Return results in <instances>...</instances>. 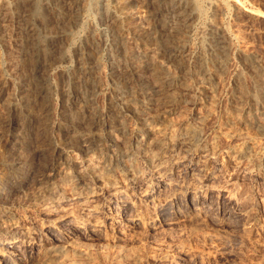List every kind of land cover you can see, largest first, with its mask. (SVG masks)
I'll return each instance as SVG.
<instances>
[{
	"label": "rangeland",
	"instance_id": "rangeland-1",
	"mask_svg": "<svg viewBox=\"0 0 264 264\" xmlns=\"http://www.w3.org/2000/svg\"><path fill=\"white\" fill-rule=\"evenodd\" d=\"M193 1V3L198 4L196 9L199 11L196 10L197 12L193 13L194 17H192L193 19L191 18L190 24L183 29V34L182 32L179 34V38L182 39L187 51L181 56V61L184 64L181 63L178 67L177 63L168 62L167 58L154 44L145 42L138 46L135 39L127 30L128 26L132 24L131 22L134 23L136 21L135 23H137V21H141L140 23L143 22L142 24L145 23L144 25L153 22V20L148 19L150 18L148 13L157 4L154 1L153 3L155 5L153 6L150 0H75L77 4L76 9L74 8L72 11L61 13V15L64 14L61 17L58 16L57 9L55 10V5H52L50 0H40L39 3L41 5L38 10H35L36 13H33L34 15L30 12L32 6L30 7V4L24 0H0V23L3 22L1 21L2 18L8 19L6 17L9 15L14 20H22L21 22L24 26L31 25L33 27V34L30 36L32 42L34 40L32 44V48L34 47L33 50L40 54L43 45H47L45 47V49L48 47L46 50H50L54 46L56 52H60L58 58L56 57V60H52L50 63H41V60L36 57V64H39L40 67L38 72L40 77H42L40 79H42L44 87H47L46 90L48 89L46 99L49 104V114L46 116L47 119L45 118L44 120L46 124H44L45 128L43 129L44 126L42 127V123L38 118L34 115L28 116L27 114L29 113V109H27L26 105L33 104L31 101H25L24 98L13 100L12 94L15 86L24 87L23 89H25V86H20L16 82L15 76L19 78L22 75L25 76L24 73L27 72V67L26 70L23 68L25 64L23 61L24 57L21 58L22 56L17 51L18 48H14L11 39L2 37V35L4 36L8 32L10 33L13 25L10 24L7 26L5 22L6 26L4 25L3 27L2 23L0 24V82H6L7 87L3 94L0 92V116L3 118L11 115L13 119L10 125L11 133H9L8 137L3 134L6 131L4 130L6 127L0 128V175L5 174L7 176V174L10 175L14 172L17 175H26V166L29 165L26 162H29L31 157L35 158V164L29 168L26 177L24 179L23 177L21 178V185H18L19 188L16 189H19L18 193L12 197L8 196V179L0 176V195H2L0 196V213L2 212L4 203L8 204L11 201L10 204L14 202L12 205H15L21 204V201L25 200L26 193L31 189L30 187H32L38 178L43 176L46 171L45 165L51 162L56 149L62 150V154L64 155V160L58 161L59 170H65L69 173L74 171L75 167L73 162L82 163L86 159L100 162L103 166L109 165L110 163L115 166L117 161H121L119 166H124L130 163L133 158L137 157L140 149L137 147L142 146L146 140H150L152 133L154 135L163 133L161 135L166 138V141L168 139L174 141L179 135L178 132L184 130L185 127H193L197 128L200 132L196 142L192 144V148L195 150L199 148V145L200 147L208 146L210 143L215 142L219 149L222 146L224 147L225 144L231 143V141L238 143L239 139V142L246 141L248 143L247 145H249L248 147H250L251 153L254 151L256 154H259L260 160L264 159V20L254 17L252 14L238 12L236 9L238 3L253 10L257 8V10L264 13V0H226L227 2L223 1L219 5L211 4L209 2L210 0ZM121 2H125L124 9L119 8V3ZM244 2H246V5ZM120 9L121 11L125 9L131 11V16L124 18L123 12ZM4 10L7 11L5 12ZM1 13L3 14L2 16ZM40 18H42L41 21ZM214 25L220 28L231 29V32H234L229 35V44L227 43L228 50L225 57L220 58V61L217 60L220 63L213 60V58V61L211 60V51L213 52L212 49H214V46L209 36ZM244 42L247 43V47ZM239 46L246 47L247 52L249 51V53H253L255 57H258L251 59L242 56L239 53ZM116 48L120 50L117 51ZM137 50L149 51L151 54L149 58L154 60L153 62H156L153 63L151 69H148V72L145 70L146 74L150 71L151 73L157 72V67H159L158 69L163 70L166 75L171 77L173 82L171 83L172 87L169 92L172 93V89L175 87V90L173 89L176 92L175 103H169L165 107L163 105L152 110H149L145 104L132 105L130 109L131 104L129 105L125 101L132 96L130 92L132 89L133 91L135 89L133 87L134 83L132 84L130 82L127 84L129 87L128 91L120 92V90H117L118 88H114L116 83L120 86L125 85L118 83V77L125 76L128 70V61ZM82 51L84 52L82 53ZM80 53L81 57L79 58ZM80 61L85 62L86 65L93 66L91 68L93 76L88 77L90 79H83V82L76 76L77 71L81 67ZM17 71L23 73L18 74ZM11 72H13L14 76H12L13 74ZM147 75L148 78H151L150 73ZM151 75L153 76L154 74ZM72 82H75L77 86L86 88L88 85L91 87L93 85L95 88L93 94L89 96H93L92 107L98 117L93 130L94 137L91 135L88 141L84 140L85 130H83L82 125L80 126L81 121L79 119H72L69 122L65 121V118L60 113L61 110H59L61 102L64 101L62 91L66 90V87L68 88ZM23 89L20 88V90ZM142 91L147 90H137V92ZM9 96H12V98H9ZM81 96L83 98L85 94L81 93L77 96L79 98H75V100L82 99ZM123 96L130 97L125 99ZM173 96L175 95L173 94ZM7 98L11 101L13 100V104L10 106L7 103ZM114 100L117 101V104L119 102V106L118 108L111 109ZM135 108L136 112L133 111ZM151 114L154 115L152 116ZM35 123L39 125L36 126ZM52 124H55V126ZM232 132L238 134L236 140L235 137L231 138V136L226 135ZM170 134L171 137H169ZM172 135H175L173 140ZM4 136L7 139H4ZM43 141L47 145H44ZM83 141L89 142V144ZM39 142L40 144H38ZM148 144L144 146L147 150L149 148H157V145H152L149 142ZM122 158L124 161H122ZM253 161L254 159L245 160L244 164H251L253 167ZM242 183L244 185L238 183L235 186V195L240 198V201L248 203L250 200L243 192L246 182L244 183L242 181ZM25 188L26 190H24ZM262 194L264 196V190ZM254 207L257 208L259 206L254 204ZM26 211H28L27 213L25 212L26 214L23 213L25 217L22 215L23 217L21 218L28 219L30 217L31 209L29 208ZM261 215L257 216V225L259 224L257 229L249 227L243 231L237 229L231 230L233 232L230 231L229 236L225 237V241L223 240L225 252L221 254L214 252L215 254H213L212 251L211 256L204 252L196 260L191 258L193 261L189 257H182L176 262L174 257L179 254L177 251L181 246L176 247V249L172 247H170L171 250L166 249L162 243L164 242V236L162 234L160 236L159 234L158 236H152V234L146 236L141 231H136L135 234L133 233L131 236L128 234L125 238L118 240L116 242L117 245L115 242L111 241L112 243H107L102 239H92L86 242L80 236L81 249L85 247L88 253V248L91 250L88 256L85 252L83 254L77 253L76 255L74 254L75 252L73 253V251L69 250L67 254L59 257L57 261L55 260L56 263L54 261L52 263L51 261L48 262L50 264H264V251L258 245L259 242H263L264 240V227L262 226L264 215ZM230 235L233 236L231 237ZM197 237V235L196 237L195 235L193 237L191 235L185 239L189 242L188 244H193L192 246H194V244H201L199 243L201 238ZM228 238L230 239L228 240ZM84 242L85 244L87 243V247Z\"/></svg>",
	"mask_w": 264,
	"mask_h": 264
},
{
	"label": "bare ground",
	"instance_id": "bare-ground-1",
	"mask_svg": "<svg viewBox=\"0 0 264 264\" xmlns=\"http://www.w3.org/2000/svg\"><path fill=\"white\" fill-rule=\"evenodd\" d=\"M24 1L29 3L30 7L32 6L30 11L32 12L31 14L36 13L35 10H38L41 5V3H39L40 0ZM50 1L52 5H55L54 7L55 10L57 9L58 16L61 17L64 15H61V13L72 11L77 6L75 0ZM153 1L157 4L155 5ZM223 1L226 0H210L209 2H211V4L213 3V5H219ZM150 2L153 3V6L155 5L154 8H152L153 6L151 7L152 10L148 13L150 17L148 19L153 20V22L150 24L147 23L146 25H144L145 23L142 24L143 22L140 23L141 21H137V23H135L136 21L134 23L131 22L132 24L128 23L131 25L128 26L127 30L135 39L138 46L145 42L154 44L167 58L168 62L177 63L179 67L183 62L181 61V56L187 51L182 39L179 38V34L180 32L183 34V29L190 24L193 19L192 17H194L193 13L198 10L196 9L198 4L193 3V0H150ZM124 3H119V8L124 9ZM245 3L246 2H244V4ZM237 5L236 9L238 12L252 14L254 17L264 20V13L257 10V8L253 10L242 4L237 3ZM4 11L6 12L7 10ZM121 12H123L124 18H129L132 14L130 13L131 11H127L126 9ZM2 15L1 13V16ZM9 16L6 17L8 19L2 18L1 21L3 22L1 23L3 27L4 25L6 26V23L7 26L12 24L13 27L10 26L12 27L10 33L8 32L9 34L6 33L4 36L2 35V37L11 39L13 43L11 44L14 48H18L17 51L22 56L21 58L24 57V60L22 59L25 62L23 68L26 70L27 67V72L24 73L25 76L22 75L20 78L15 76L16 82H18L20 86H25V89H23L24 87L15 86V90L12 94L13 100L24 98L25 101H31L33 104H25L27 109H29V113H26L28 116L34 115L38 118L43 127L44 124H46L44 120L47 114H49V104L46 99L48 89L46 90L47 87H44L42 79H40L42 77H40L38 72L40 67L39 64H36V57L41 60V63H50L52 60H56V57L58 58L60 52H56L54 46H52L50 50L48 49V51L46 50L48 47L45 49L47 45H43L42 52L39 51L40 54H38L33 50L34 47L32 48V44L34 40L32 42V38H30L33 34V27L31 25L24 26L21 22L22 20H14ZM65 16L67 17L66 14ZM41 20L42 18H40V21ZM211 30L212 32L209 30L211 32L209 38L214 46V49H212L213 52L211 51V60L213 58V60L217 61L225 57L228 50L227 43L229 35L234 32H231V29L220 28L215 25ZM242 46H239V53H241L242 56L251 59L258 57H255L253 53L251 54L249 51L247 52V43H245V48ZM119 50L120 49H117V51ZM83 52L84 51H82V53ZM148 52L137 50L128 61V70L125 76L118 77V83L125 85L130 82H132V84L134 83V91L133 89L132 91L130 90L132 96H129L130 98L128 96H126L127 98L124 97L126 94L123 96L125 99L129 98L125 102H128L129 105L131 104L130 109L132 105L137 106L139 104H145L149 110H152L153 108L156 109V107L159 108L163 105L165 107V105L167 106L169 103H173L176 100V92L173 91L175 87L172 89V93L169 92L173 81L163 70L157 67V72L151 73L150 71L151 78L147 77L149 73L146 74L145 70L148 72V69L153 67V63H156L149 58L151 54ZM79 55L80 58L81 53ZM81 61V67L77 71L76 76L83 82V79L93 76L91 72L93 66L86 65L85 62ZM219 61L217 62L220 63ZM17 73L21 74L23 72L20 73V71H17ZM11 74H13V72H11ZM151 74L154 75L152 76ZM12 76H14V74ZM114 82L116 83V81ZM94 83H96V81H94ZM116 84L114 88H118L117 90H120V92L128 91L129 89L128 85L120 86L117 84L116 86ZM5 88L7 89L6 82H0V92H2V94L5 92ZM20 88L23 90H20ZM139 89H145L147 91L137 92ZM94 90L95 88L93 85L92 87L88 85L85 88L83 86H77L75 82H72L68 88L66 87V90L62 91L63 93L61 92L64 101L60 104V113L63 115V118H65V121L69 122V120L72 119H79L81 121L80 126L82 125L83 130H85L84 140L86 141L91 138V135L93 136V130L98 117L94 113L92 107L93 96H89L93 94ZM81 93L85 94V96L83 98L81 96L82 99L75 100V98H79L77 96ZM173 94L175 96H173ZM12 96H9V98H12ZM9 98H7V103H9L8 105L10 106L13 104V100L11 101ZM118 104L117 101L114 100L111 109L118 108ZM18 107L20 106L18 105ZM135 110L136 108L133 111ZM151 115L153 116L154 114ZM14 116L16 117V115ZM0 118L2 117L0 116ZM12 122L13 119L11 115H7L0 120V128L6 127V129H4L6 131L3 134L7 137L9 133H11L10 125ZM38 125L36 124V126ZM52 125L55 126V124ZM44 128L45 126L43 129ZM178 133L179 135L174 141L170 139L166 141V138L161 135L163 133H159V135H154V133H152L153 136L151 135V138L149 137V141L146 140L142 146L137 147L140 148L137 157L133 158L127 165L119 166L121 161H117L115 166L111 165V163H107L109 165L103 166L100 162L86 159L82 163L73 162L75 168L72 173L59 170L58 161L64 160V155L62 154V150L56 149L51 162L45 165L46 171L44 172L43 170V176L34 182L32 187H30L31 189L29 188L31 191L28 189L29 192L26 193V198L24 196L25 200L22 199L24 201H21V204L12 205L14 202L10 204L11 201L9 203L7 202L8 204H3L2 212L0 213V264H50V261L51 263L52 261H57L59 257L67 254L69 250L73 251V253L75 252L74 254L76 255L77 253L83 254V252H85L88 256L91 250L88 248V253L85 247L83 248L85 250L81 249V242L79 241L80 236L86 242L92 239H102L107 243H116L118 240L125 238L128 234H130V236L133 233L135 234L136 231H141V233H144L146 236L151 234L152 236H158V234L160 236L162 234L164 236V242L162 243L166 249L168 248L171 250L170 247L176 249V247L181 246L177 251L179 256L177 255L174 257L176 262L182 257H189L190 259L196 260L197 257H200L204 252L208 255L210 254V256L212 251L213 254L225 252L223 240L226 239L225 237L229 236L231 230L237 229L243 231L249 227L257 229L259 225H257V216L261 214L264 215V196L262 194L264 190V159L260 160L259 154H256L254 151L251 153L250 147H248L249 145H247L248 143H246V141L239 142L238 139V143H235V141H231V143L227 142L228 144H225L224 147L222 146V148L219 149L215 142L216 144L210 143L208 146L200 147L199 145V148L195 150L192 148V144L196 142L200 135L199 130L193 127H185L184 130ZM226 135L229 137L231 136V138L235 137V140L238 136V134L233 132ZM174 136L175 135H172V140ZM7 137L4 139H7ZM169 137H171V134ZM242 137L244 136L242 135ZM148 142L152 145H157V148L154 146L155 149L149 148V150H147L144 146L148 144ZM86 143L89 144V142ZM38 144H40V142ZM43 144L47 145L44 141ZM218 146L221 147L220 145ZM123 158L122 161H124ZM250 159H254L253 167L251 164H244L245 160ZM26 164H29L26 166L27 169L25 173L27 175L29 168L35 164V158L31 157ZM26 175H17L15 172L10 175L7 174V176L5 174L0 175L9 181L8 196L12 197L14 194L18 193L19 189H16L19 188L18 185H21V178L23 177L24 179ZM242 181L244 183L246 182L245 188L243 186V192L250 200V202H248L249 204L240 201V198L235 195V186L238 183L243 184ZM24 190H26V188ZM254 204L259 207L255 208ZM29 208L31 209L30 217H27L28 219L21 218L24 216L23 213L28 212L26 210ZM262 226L264 227V222ZM191 235L192 237L194 235L196 237L197 235L201 238V241L198 240L201 244H194V246H192V243V245L188 244L189 242L185 238ZM229 239L230 238H228V240ZM258 245L264 251V240L263 242H259ZM85 246L87 247V243ZM192 259L191 261H193Z\"/></svg>",
	"mask_w": 264,
	"mask_h": 264
}]
</instances>
